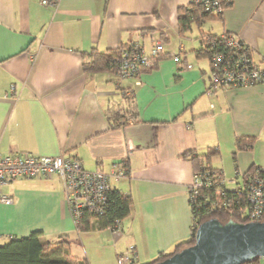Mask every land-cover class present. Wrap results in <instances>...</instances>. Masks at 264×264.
<instances>
[{
  "label": "crops",
  "instance_id": "crops-1",
  "mask_svg": "<svg viewBox=\"0 0 264 264\" xmlns=\"http://www.w3.org/2000/svg\"><path fill=\"white\" fill-rule=\"evenodd\" d=\"M188 2L0 0V154L73 157L104 172L118 163L128 175L113 185L129 202L116 236L94 218L78 231L58 177L20 178L2 187L12 203H0V243L40 231L69 242L71 263L113 264L132 244L135 264H145L190 238L194 168L220 172L232 189L264 167V82L212 91L209 60L196 52L202 36L229 33L263 61L264 0H231L181 34L177 9ZM157 41L163 52L138 78L82 69V52L131 44L150 53ZM121 89L133 92L137 120L113 128L109 108L125 105Z\"/></svg>",
  "mask_w": 264,
  "mask_h": 264
},
{
  "label": "built area",
  "instance_id": "built-area-1",
  "mask_svg": "<svg viewBox=\"0 0 264 264\" xmlns=\"http://www.w3.org/2000/svg\"><path fill=\"white\" fill-rule=\"evenodd\" d=\"M205 11L219 13L222 11L220 0H191ZM57 0H40L44 6L54 5ZM210 65V89L220 87H248L264 82V60L255 61L246 51L247 46L231 34H221L217 38H207ZM117 60L116 75L118 80L138 78L144 69L153 67L159 53L163 52V43L157 41L150 53H145L135 45H127ZM174 60L178 56L174 55ZM136 83H139L137 79ZM13 86L11 87V90ZM128 175L126 167L115 163L110 172L87 170L80 160L65 156H45L30 153L0 154V203L8 205L12 198L3 193L2 187L18 178L58 177L64 187L65 203L73 223L76 225L84 214L92 218L102 216L107 207L109 193L115 190L114 182ZM244 209L241 217L245 221H264V167H253L244 185ZM228 189L221 173L210 169L196 170L187 187L188 201L194 210L201 206L215 208L213 197L223 198ZM212 192L215 196H212ZM113 235L120 230V220L115 218L107 226ZM137 249L129 245L125 251L118 253L116 264H135ZM251 264V263H245Z\"/></svg>",
  "mask_w": 264,
  "mask_h": 264
},
{
  "label": "trees",
  "instance_id": "trees-1",
  "mask_svg": "<svg viewBox=\"0 0 264 264\" xmlns=\"http://www.w3.org/2000/svg\"><path fill=\"white\" fill-rule=\"evenodd\" d=\"M220 2L222 11L219 13L205 11L202 6L193 4L191 0H189L187 6L179 7L177 9L179 33L183 34L189 30L191 23L199 25L205 18L220 17L224 8L231 4V0H220ZM220 35L221 34H209L202 36V45L200 49L196 50L197 56L206 57L209 59L211 52L208 50V46L206 44L207 38L214 39ZM125 47L128 46H121L118 49H108L104 51H95L94 49H91L87 52H82L81 56L83 71L85 73L113 72L116 74L117 60ZM138 48L141 49L140 47ZM246 51H248L247 53L252 57L248 47ZM120 92L121 97H125V105L114 103L109 108L108 120L110 126L113 128L125 125L130 121L137 120L133 92L129 90L126 92L124 89H121ZM241 142L242 140L239 139L237 142L238 146L241 145ZM194 162L195 159L193 161V165ZM194 169L195 171L197 170L196 168ZM200 169L209 168L200 167ZM244 192L245 191L243 187L238 188L236 191H228L224 198L221 195H217L215 198L213 197L215 201V208L203 205L200 208L195 209L194 213H192L194 224L190 238L186 241L178 243L173 251L169 253H161L152 261L145 264H154L173 255L181 248L192 244L196 227L201 222L209 218L216 217L222 222L230 218L237 221H245V219L241 217V210L244 209L243 206L245 203ZM214 194L215 193L212 192V196H215ZM128 204V200L115 188L113 192L109 193L105 213L99 218L94 219H99L101 221L100 226H108L113 221V219L117 218L121 220L127 215ZM91 219L92 217L90 214H84L82 219L75 225L76 229L78 231L88 230ZM64 243L69 244V242L63 237H58L57 239H42L40 231H33L29 235L23 237H12L6 242L0 243V264H89L84 259H79L75 263L67 261L63 255L64 250L62 246ZM257 260L258 258L254 259L250 263L255 264Z\"/></svg>",
  "mask_w": 264,
  "mask_h": 264
},
{
  "label": "water",
  "instance_id": "water-1",
  "mask_svg": "<svg viewBox=\"0 0 264 264\" xmlns=\"http://www.w3.org/2000/svg\"><path fill=\"white\" fill-rule=\"evenodd\" d=\"M264 258V221L201 222L193 243L154 264H245Z\"/></svg>",
  "mask_w": 264,
  "mask_h": 264
},
{
  "label": "rangeland",
  "instance_id": "rangeland-1",
  "mask_svg": "<svg viewBox=\"0 0 264 264\" xmlns=\"http://www.w3.org/2000/svg\"><path fill=\"white\" fill-rule=\"evenodd\" d=\"M19 180H20V178H18ZM16 182L17 181V179H15V180H13L12 182ZM91 257V260H93V258H92V256H90ZM68 261V260H67ZM69 262H71V261H69ZM89 264H113L110 260H107V261H105L104 263H97L96 261H94L93 260V263H92V261H91V263H89ZM115 264H116V262H115Z\"/></svg>",
  "mask_w": 264,
  "mask_h": 264
}]
</instances>
